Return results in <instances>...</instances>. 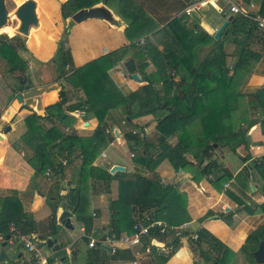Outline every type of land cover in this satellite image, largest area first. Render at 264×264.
Listing matches in <instances>:
<instances>
[{"label":"crops","instance_id":"obj_1","mask_svg":"<svg viewBox=\"0 0 264 264\" xmlns=\"http://www.w3.org/2000/svg\"><path fill=\"white\" fill-rule=\"evenodd\" d=\"M91 1L95 4L96 2L104 4L116 17L112 23L99 19H88L71 24L65 35V46L69 50L73 67L126 45H131V48L136 50L137 46L142 43L143 36L162 27L173 17H180L181 21L194 32L203 31L212 37V33L222 20L227 15H231L227 6L221 4V0L217 2L212 0ZM198 2L202 3L194 9V5ZM241 3L245 7H248L249 3L252 4L251 13L264 19V0H241ZM218 6L222 8V12L217 11ZM208 47L209 45L199 44L192 51V55L201 60ZM249 47L259 56L252 65L251 71L244 74L241 83L237 86L241 94H249L254 89L264 86V39L261 40L258 36L252 37ZM224 50L227 54L226 62L230 68L237 53V45L234 44L232 38H226ZM31 54L36 56L32 52ZM136 57L126 59L132 58L133 71L138 75L139 81L133 80L124 67L126 59L108 70L110 78L123 93L131 92L145 84L141 81L140 71L136 69V65L144 60ZM153 70L150 63L144 68L145 73H152ZM63 89L66 104L73 103L82 97L80 90L72 89L70 86H65ZM67 90L70 91L68 95ZM52 91L55 92L51 89L32 94V86H30L27 95L23 96V101L29 100L27 106L30 110L42 115L43 111L35 110L30 101H33L35 95L42 97ZM57 91L55 92L56 98ZM71 93L74 94L70 95ZM239 103L244 107L248 119L262 118L260 111L253 106V100L249 95L240 98ZM46 105L42 107V110ZM230 105L236 106L233 98ZM121 113L120 108L109 112L107 130L112 131L113 138L96 156L92 164L106 170L114 164L121 165L124 167L122 172L127 174L140 173L145 177L158 179L165 185H172L183 194L184 211L187 218L184 222L188 223L187 230L179 236L167 230L151 235L157 247L164 246L162 251L156 249L155 252L153 250L148 252L146 245L150 236L141 237L140 242L133 245L138 264H159L156 255L158 253L166 255L168 252L165 264H210L215 259L216 250L219 248L220 253L217 259L220 263L217 264H249L240 248L245 243L248 234L264 224V211L254 208V204L264 203V174L256 168L258 161L264 156V132L261 131L259 124L250 126L246 131L247 151L239 149V154H235L227 148L213 150L211 159H215L220 168L226 169L230 175L215 170L212 174L204 175L194 181L190 178L188 171L180 167L175 169L166 158L157 162L153 169H147L142 163L133 161V156L144 155L146 142L151 144L155 150L156 119L152 111H147L131 117L128 123L122 121L121 117L124 116H121ZM47 123L50 126V123ZM96 124L95 117L92 114H86L83 119L72 125V129L79 136H88ZM11 131L10 128L7 133L0 132L2 138L0 139V215L6 213V210L21 211L20 217L30 221V227L33 229L31 235L38 253L37 258L41 260L40 264H127L132 260L131 251L122 244H119L114 252L101 249L98 252V258H93L91 262L87 257V252L91 248L86 245V236L98 238L108 230L110 216L108 202L117 196V180H111L108 192H104L100 181L88 179L85 211L90 213L91 220L89 231L85 232L82 223L74 217L70 208L64 203L68 189L78 184V168L81 161L78 149L62 159L60 171L47 170L41 175L34 176L33 168L26 162V159L30 157L29 149L17 140L23 131L17 134ZM164 144L186 161L194 163L178 144L175 133L165 137ZM153 150L146 149L151 156H154ZM246 153L249 157L241 160L240 156ZM198 163L196 167L200 168L207 161L203 160ZM251 184L254 187L253 191L250 188ZM55 196L59 198L52 214L48 201L51 202ZM244 206H250L254 210L248 212ZM63 209L69 212L68 220L71 228L63 227L57 220L58 214ZM206 212L210 214L198 220ZM136 214L139 216L138 212ZM197 231H201L203 238V241L199 242V247L196 245L197 242L189 237L190 233L197 234ZM174 238L176 239L175 245L171 244V239ZM47 239L52 243L61 244V247L51 251L50 247L44 244ZM10 240L15 243L16 237L3 241L0 235V249L9 254L6 260H0V264L31 263L33 252L17 244H10ZM1 243L5 245L1 247ZM252 264H254L253 261Z\"/></svg>","mask_w":264,"mask_h":264},{"label":"trees","instance_id":"obj_2","mask_svg":"<svg viewBox=\"0 0 264 264\" xmlns=\"http://www.w3.org/2000/svg\"><path fill=\"white\" fill-rule=\"evenodd\" d=\"M93 4L95 3L90 0H67V3L61 5L60 11L63 14L66 9L63 15L69 16L75 10ZM69 23L71 21L67 23L68 26ZM6 24V32L11 30L23 37V34ZM68 28H64V36ZM34 34L33 31L29 39ZM12 36L10 39L15 38ZM254 36L263 40L264 29H259L255 21L238 14L232 15L217 40H213L206 32H194L180 17H173L162 27L143 36L142 43L136 50L133 51L131 45H126L77 67H73L70 62L69 50L64 46L65 37L59 39L55 49L57 76L62 77L72 89L80 90L82 97L66 104L64 87H60L57 91L58 99L46 105L42 115L32 111L24 118L25 131L21 135V141L32 151L26 162L33 168V175H41L47 170L60 171V160L78 149L81 158L78 184L68 189L64 203L82 223L85 232L89 231L91 220L90 213L85 211L88 179L100 181L104 192H108L111 180H117V196L108 202V228L116 235L122 231L131 233L136 212L139 216L158 220L165 226L186 221L183 194L172 185H165L158 179L145 177L140 173L127 174L116 171L110 174L105 168L92 164L113 138L112 131H106L109 112L120 108L121 116H124L121 117L122 121L129 123L131 117L136 114L152 111L156 119V148L153 150V146L146 142L144 155L132 157L133 161L142 163L147 169H153L157 162L166 158L175 169L180 167L188 171L194 181L212 174L215 170L230 175L226 169L220 168L215 159H211L213 150L227 148L232 153L239 154V149H248L246 131L250 126L258 123L264 132V86L249 94H241L237 89L244 74L251 71L259 56L249 47L250 39ZM5 38L9 37L0 35V40ZM226 38H232L237 45L235 60L230 68L224 50ZM199 44L209 45L201 60L192 55V51ZM16 48L25 49L20 43H0V58L8 65L9 72L17 69L26 71V62L16 54ZM136 56L145 61L136 65V69L141 73V81L145 84L131 92L123 93L110 78L108 70L127 57ZM148 63L154 68L152 73L144 72ZM242 95L252 98L253 106L259 109L262 118H247L244 107L239 103ZM54 97L55 92H49L45 102L53 100ZM232 98L236 106L230 105ZM86 114H92L97 124L90 135L79 136L72 129V125L83 119ZM42 119L50 122L49 128L45 129L40 125ZM65 128L67 133L63 132ZM171 133L176 134L178 144L194 163L186 161L164 144L165 137ZM213 144L216 146L213 147ZM146 149H152L154 156ZM248 157L249 154L246 153L240 156V159L246 160ZM203 160L207 163L197 168L196 163ZM258 162L256 168L264 174V156ZM58 198L59 196H55L51 202L48 201L52 214ZM244 207L248 212L254 210L250 206ZM254 208L264 211V203L254 204ZM20 214L21 211L6 210V213L0 215V235L3 241L33 232L30 221L20 217ZM209 214L210 212H206L198 220ZM156 232L159 230L151 229L149 236L155 235ZM175 240L171 239V244L175 245ZM261 240L264 241V224L250 232L240 248L249 264L253 261L252 251ZM195 241L199 247L203 241L201 231H197ZM99 251V246L92 247L87 252L88 261L97 259ZM219 253L220 248L216 250L217 255L210 264L220 263L217 259ZM168 254L169 252L166 255H156L159 264H165Z\"/></svg>","mask_w":264,"mask_h":264},{"label":"rangeland","instance_id":"obj_3","mask_svg":"<svg viewBox=\"0 0 264 264\" xmlns=\"http://www.w3.org/2000/svg\"><path fill=\"white\" fill-rule=\"evenodd\" d=\"M18 1L20 0H4L5 10L8 13H11L14 7L19 4ZM35 1L37 2L36 13L38 17L37 22L39 20V24H37V26L29 27V35L23 34V37H20L11 30L6 32L7 24L3 28H0V35L5 34L7 37H9L0 40V43L5 42L10 45L20 43L25 47V49L16 48V54L26 62L27 66L26 71L21 72L17 69L14 72H9L8 65L3 59L0 58V132L6 125L11 128V132L14 134L25 131L24 118L30 112H32V110H30V108L27 106L29 100H25L24 102L23 96L27 95V90L30 86H32V94L33 92L39 93V91L51 89H54L56 92L60 87L68 86L62 77L57 76L55 56L57 41L65 37L63 33L64 28L70 27L73 23H69L68 26L67 23L70 21L69 16L63 15L64 12H66V9L63 14L62 11H60L61 5H64L65 2L67 3V0ZM41 1L43 2L41 3ZM67 6H69V4H67ZM17 22V19H15L13 16H11V18L7 21L8 25L12 29H16ZM33 31L35 34L31 39H29ZM10 36L15 38L10 39ZM31 52L38 57L32 56ZM122 69L124 70L123 67ZM48 93L49 92H47L46 96L42 97L35 95L33 101H30L33 103L35 110L38 109L43 111L42 107L45 104L48 105L58 99V96L56 98L55 94L53 100L45 102L46 97H48ZM69 93L70 91L67 90V95ZM17 94L21 95V101L16 99ZM73 94L74 93H71L70 95ZM47 122L48 121L42 119L40 121V125L45 129L48 125L49 128L50 126ZM81 126L82 125L80 124L79 127L81 128ZM10 128L7 132L10 131ZM63 132L67 133V130L63 129ZM21 135L17 138V140L20 142V144H23L21 141ZM26 148L29 149V147ZM31 153L32 151L29 149L30 156ZM60 162L63 163V160L61 159ZM107 171L110 173L109 169H107ZM97 187H99V185H97ZM148 245L149 244L147 243L146 247H148Z\"/></svg>","mask_w":264,"mask_h":264},{"label":"water","instance_id":"obj_4","mask_svg":"<svg viewBox=\"0 0 264 264\" xmlns=\"http://www.w3.org/2000/svg\"><path fill=\"white\" fill-rule=\"evenodd\" d=\"M35 2L33 0H22L19 4H17L11 13H8L4 7V0H0V26L7 23V21L13 16L17 19L16 31L21 34H27L30 26H37V17L35 14ZM115 14L104 4L96 3L87 7H81L69 15V20L73 23H79L81 21H85L88 19H99L105 21L107 23H112V20L115 18ZM232 15H227L222 22L218 25V27L212 33V39L217 40L221 37V31L226 25V23L230 20ZM124 67L130 73V77L139 81L138 75L133 71L134 65L132 58H128L124 61ZM28 74V72H27ZM16 99L21 101V95L17 94ZM9 126L6 125L2 130L3 133L9 130ZM1 139V135H0ZM216 145L213 144V147ZM193 162L194 160L191 159ZM200 163H198L199 165ZM124 167L121 165L114 164L109 168V172L113 173L114 171H123ZM251 180H253L252 174H250ZM251 190H254L253 185H250ZM227 209V208H226ZM69 212L67 210H61L57 216V220L59 223L65 228H71V225L68 220ZM45 246L50 247V250L53 251L55 249H59L61 244L52 243L49 239L44 241ZM5 243H1V247L4 246ZM39 247V246H38ZM100 249H103L107 252H110V247L107 245L100 244ZM8 252L0 249V260H6L8 257ZM252 257L254 264H264V241H259L257 243L256 248L252 251Z\"/></svg>","mask_w":264,"mask_h":264},{"label":"built area","instance_id":"obj_5","mask_svg":"<svg viewBox=\"0 0 264 264\" xmlns=\"http://www.w3.org/2000/svg\"><path fill=\"white\" fill-rule=\"evenodd\" d=\"M213 2H217L218 0H212ZM221 4L227 6L228 12L233 14L242 15L244 17H247L253 21L256 22L258 28L264 27V19L256 16V14L251 13V9L253 8L252 4H248V7H245L242 5L241 0H221ZM202 2H198L196 5H194V9H197ZM218 12H222L221 7H217ZM108 131V130H106ZM136 214V213H135ZM188 223L182 222L178 225H171V226H165L162 222L150 219V217L147 216H138V214L134 215V221L132 223V231L131 233H119L114 234L110 230L105 231L101 235H99L98 238H93L90 236H86L87 239V247L92 248L95 246H99L100 244L107 245L110 247V252H114L116 248H118L119 244L125 245L127 249H129L132 253L133 259L130 260L127 264H138L136 260V254L133 252V245H136L140 242V238L143 236L149 237V232L151 229H158L159 232H163L165 230L172 232L175 236H179L182 233H184L187 230ZM189 237L192 240H197V234L196 233H190ZM10 244H17L24 248L25 250L29 252H33L32 256V263L28 264H40V259H38V253L36 250V246L33 240V236L31 234H24L19 235L16 237L15 243H13L12 240L9 241ZM148 248L146 249L148 252L150 250L156 251V249H160L161 251L164 249V246L161 245L157 247L154 239L150 236L148 238ZM153 246V248H151ZM155 247V248H154Z\"/></svg>","mask_w":264,"mask_h":264},{"label":"bare ground","instance_id":"obj_6","mask_svg":"<svg viewBox=\"0 0 264 264\" xmlns=\"http://www.w3.org/2000/svg\"><path fill=\"white\" fill-rule=\"evenodd\" d=\"M33 1L35 2V9H34V11H35V14H36V17H37V13H36L37 2L35 0H33ZM37 19H38V17H37ZM37 24H39V20H38V23ZM4 26H6V23L4 25L0 26V28H3ZM29 31H30V29H28V33L27 34H24V35H28L29 34Z\"/></svg>","mask_w":264,"mask_h":264}]
</instances>
